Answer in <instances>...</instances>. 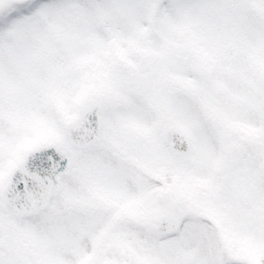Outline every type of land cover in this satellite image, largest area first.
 Here are the masks:
<instances>
[{"label":"snow or ice","instance_id":"1","mask_svg":"<svg viewBox=\"0 0 264 264\" xmlns=\"http://www.w3.org/2000/svg\"><path fill=\"white\" fill-rule=\"evenodd\" d=\"M0 264H264V0H0Z\"/></svg>","mask_w":264,"mask_h":264}]
</instances>
